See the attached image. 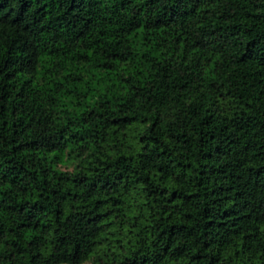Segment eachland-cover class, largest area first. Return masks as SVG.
Wrapping results in <instances>:
<instances>
[{
    "label": "trees",
    "instance_id": "trees-1",
    "mask_svg": "<svg viewBox=\"0 0 264 264\" xmlns=\"http://www.w3.org/2000/svg\"><path fill=\"white\" fill-rule=\"evenodd\" d=\"M0 264H264V0H0Z\"/></svg>",
    "mask_w": 264,
    "mask_h": 264
}]
</instances>
